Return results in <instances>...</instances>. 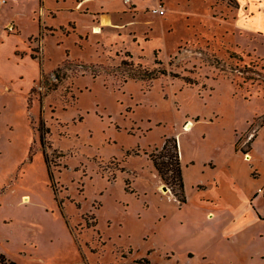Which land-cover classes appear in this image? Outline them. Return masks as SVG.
Masks as SVG:
<instances>
[{
	"label": "rangeland",
	"instance_id": "1",
	"mask_svg": "<svg viewBox=\"0 0 264 264\" xmlns=\"http://www.w3.org/2000/svg\"><path fill=\"white\" fill-rule=\"evenodd\" d=\"M83 1L45 0L40 35L39 0L0 12V254L17 264H207L206 254L188 259L192 202L228 165L251 176L239 151L264 124V0L67 8ZM103 15L110 22L95 33ZM168 137L186 206L150 158Z\"/></svg>",
	"mask_w": 264,
	"mask_h": 264
},
{
	"label": "crops",
	"instance_id": "2",
	"mask_svg": "<svg viewBox=\"0 0 264 264\" xmlns=\"http://www.w3.org/2000/svg\"><path fill=\"white\" fill-rule=\"evenodd\" d=\"M86 1L90 0H84L75 9L67 8L77 11ZM8 2L1 5L0 12ZM44 6L45 0H39L35 8L39 12L38 35L45 23ZM94 13L88 14L92 20ZM101 18L103 23L110 22L108 15ZM263 129L264 124L258 128L250 150L239 151L243 160L252 164L249 178L238 166L228 165L222 172L213 173L207 185H199L201 195L192 202L194 225L190 232L189 260L206 254L203 258L216 264H264V151L259 149ZM206 166H210L209 172L216 169L213 162H207ZM212 252L217 256L207 255Z\"/></svg>",
	"mask_w": 264,
	"mask_h": 264
},
{
	"label": "trees",
	"instance_id": "3",
	"mask_svg": "<svg viewBox=\"0 0 264 264\" xmlns=\"http://www.w3.org/2000/svg\"><path fill=\"white\" fill-rule=\"evenodd\" d=\"M230 2H233L234 6L239 8V3L236 2V0H230ZM32 57L36 58V56L33 55ZM39 63L41 65V69L43 70L42 57L39 59ZM43 74L44 73L42 72V75ZM46 158L49 166L50 159L47 152ZM150 158L163 183L168 184L172 188V192L180 204L186 203L187 198L184 189L183 167L179 144L176 137H168L165 140L162 148L157 153L150 154ZM50 174L52 175V172ZM147 263L150 264V261L147 260ZM0 264H17V262L9 258L7 255L1 253Z\"/></svg>",
	"mask_w": 264,
	"mask_h": 264
},
{
	"label": "bare ground",
	"instance_id": "4",
	"mask_svg": "<svg viewBox=\"0 0 264 264\" xmlns=\"http://www.w3.org/2000/svg\"><path fill=\"white\" fill-rule=\"evenodd\" d=\"M106 20V19H105ZM104 25V23H100V24H98V25H96L94 28H95V30H94V32L95 33H100V32H102V26ZM193 125H194V123H192L191 121L190 122H187V123H185V129L186 130H189L191 127H193ZM26 200H27V198H26Z\"/></svg>",
	"mask_w": 264,
	"mask_h": 264
},
{
	"label": "built area",
	"instance_id": "5",
	"mask_svg": "<svg viewBox=\"0 0 264 264\" xmlns=\"http://www.w3.org/2000/svg\"><path fill=\"white\" fill-rule=\"evenodd\" d=\"M6 2H7V0H0V6L3 5V4H5ZM154 11H155V12H159V13H161V14L164 13L163 10H160V9H158V8H156ZM262 192L264 193V187H263V189H262Z\"/></svg>",
	"mask_w": 264,
	"mask_h": 264
},
{
	"label": "water",
	"instance_id": "6",
	"mask_svg": "<svg viewBox=\"0 0 264 264\" xmlns=\"http://www.w3.org/2000/svg\"><path fill=\"white\" fill-rule=\"evenodd\" d=\"M163 188H164V190H168V187H167L166 185H164V187H163Z\"/></svg>",
	"mask_w": 264,
	"mask_h": 264
}]
</instances>
